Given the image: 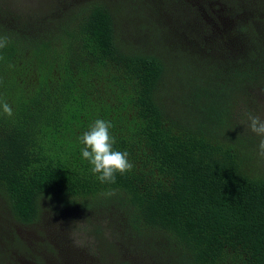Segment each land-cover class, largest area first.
Returning a JSON list of instances; mask_svg holds the SVG:
<instances>
[{"label": "trees", "instance_id": "trees-1", "mask_svg": "<svg viewBox=\"0 0 264 264\" xmlns=\"http://www.w3.org/2000/svg\"><path fill=\"white\" fill-rule=\"evenodd\" d=\"M2 3L0 264H264V0Z\"/></svg>", "mask_w": 264, "mask_h": 264}, {"label": "clouds", "instance_id": "clouds-1", "mask_svg": "<svg viewBox=\"0 0 264 264\" xmlns=\"http://www.w3.org/2000/svg\"><path fill=\"white\" fill-rule=\"evenodd\" d=\"M8 42L7 36L0 35V49L5 48ZM0 110L9 117L13 115V109L6 101H0ZM112 127L111 121L96 119L80 137L83 145L81 155L91 165V172L101 183H115L117 173L123 175L134 167L127 151L114 149L115 138L110 134ZM248 128L261 137L257 151L259 156L264 157V118L249 114Z\"/></svg>", "mask_w": 264, "mask_h": 264}, {"label": "rangeland", "instance_id": "rangeland-1", "mask_svg": "<svg viewBox=\"0 0 264 264\" xmlns=\"http://www.w3.org/2000/svg\"><path fill=\"white\" fill-rule=\"evenodd\" d=\"M34 1L35 0H0V2H4V3H2L3 5H5V3H6L10 8H15L17 10L27 8V7H31L33 5L32 3H34ZM40 1L45 3V4H47V2H48V0H40ZM156 17L160 18L157 13H156Z\"/></svg>", "mask_w": 264, "mask_h": 264}]
</instances>
